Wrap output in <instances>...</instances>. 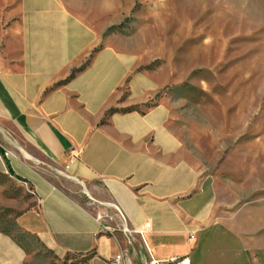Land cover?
Wrapping results in <instances>:
<instances>
[{
    "label": "crops",
    "instance_id": "0c3cea01",
    "mask_svg": "<svg viewBox=\"0 0 264 264\" xmlns=\"http://www.w3.org/2000/svg\"><path fill=\"white\" fill-rule=\"evenodd\" d=\"M100 4L0 0V172L39 201L21 231L78 257L65 264H264V206L234 207L189 158L168 104L143 108L156 82L132 73L134 54L100 45ZM63 177L84 189L69 193ZM29 256L0 231V264Z\"/></svg>",
    "mask_w": 264,
    "mask_h": 264
},
{
    "label": "rangeland",
    "instance_id": "374dc122",
    "mask_svg": "<svg viewBox=\"0 0 264 264\" xmlns=\"http://www.w3.org/2000/svg\"><path fill=\"white\" fill-rule=\"evenodd\" d=\"M104 1L100 45L134 54L132 73L156 82L143 108L168 104L189 158L234 207L264 206V0ZM60 184L73 195L84 189L72 178ZM38 205L25 180L0 172V231L27 247V264L78 258L21 231L19 216Z\"/></svg>",
    "mask_w": 264,
    "mask_h": 264
},
{
    "label": "built area",
    "instance_id": "2783aa9c",
    "mask_svg": "<svg viewBox=\"0 0 264 264\" xmlns=\"http://www.w3.org/2000/svg\"><path fill=\"white\" fill-rule=\"evenodd\" d=\"M0 73H1V68H0ZM100 218H102V216H100ZM151 225L150 222H148L146 224V227H149ZM117 230H122L123 232H139L140 234L142 233L141 231L137 230V229H129L127 228L125 225L122 227V229H120L119 227H113L111 225H105L103 227V231L105 232H110V233H113V232H116ZM121 255H118L116 257V262L119 263V261L121 260ZM126 264H129V261H127ZM149 264H188V261L186 258H171V259H168L166 261H160V260H157V259H154V258H151L149 260Z\"/></svg>",
    "mask_w": 264,
    "mask_h": 264
}]
</instances>
